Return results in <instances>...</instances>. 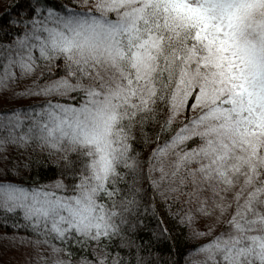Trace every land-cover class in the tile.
Returning a JSON list of instances; mask_svg holds the SVG:
<instances>
[{
	"label": "snow or ice",
	"instance_id": "obj_1",
	"mask_svg": "<svg viewBox=\"0 0 264 264\" xmlns=\"http://www.w3.org/2000/svg\"><path fill=\"white\" fill-rule=\"evenodd\" d=\"M0 105L17 264H264V0H11Z\"/></svg>",
	"mask_w": 264,
	"mask_h": 264
},
{
	"label": "trees",
	"instance_id": "obj_2",
	"mask_svg": "<svg viewBox=\"0 0 264 264\" xmlns=\"http://www.w3.org/2000/svg\"><path fill=\"white\" fill-rule=\"evenodd\" d=\"M10 2L11 0H8L4 3L0 2V13L3 12V6L6 3H10ZM51 170H52L51 168L46 169L44 165L42 164L33 163L31 169H24V172H25V175L28 176L29 178V183H31V181L35 179L37 176L41 178L50 176ZM157 213L159 214L161 218L164 219L165 223H167L169 226L174 225L175 221H173L172 218L168 215V210L165 207L163 206L158 207ZM156 220H157V217H153L150 214L146 217V222L148 223L149 228L140 232V235L143 236L145 240L148 239V235L146 234V232L150 234L151 228L155 227ZM13 231L14 229L11 227V224H9L8 226H4L2 223H0V234L8 233L9 235H11ZM184 231L185 233H187L188 230L185 229ZM21 234H23V230H21ZM0 242L2 244L4 243V245H6L7 247L9 245V242L7 241H0ZM173 242H175L176 250H177V252L174 253V255L182 251L183 248L187 247V243H185V236L181 235L180 229L176 227H172V240H168L165 243L170 246L173 244ZM188 243H192V241L189 240ZM23 250L24 249L22 247H18V246L11 247V252H13L14 255L16 254V257H13V260L11 261L12 263L17 264V262L21 259ZM157 250L158 249L153 248V251H157Z\"/></svg>",
	"mask_w": 264,
	"mask_h": 264
},
{
	"label": "rangeland",
	"instance_id": "obj_3",
	"mask_svg": "<svg viewBox=\"0 0 264 264\" xmlns=\"http://www.w3.org/2000/svg\"><path fill=\"white\" fill-rule=\"evenodd\" d=\"M8 0H0V2L4 3ZM2 106V105H0ZM201 225L204 223V221H199ZM193 242V241H192ZM11 245L9 244L8 247L2 244L0 242V264H16L12 263L11 261L13 260V257H16V254L14 255L13 252H11Z\"/></svg>",
	"mask_w": 264,
	"mask_h": 264
}]
</instances>
